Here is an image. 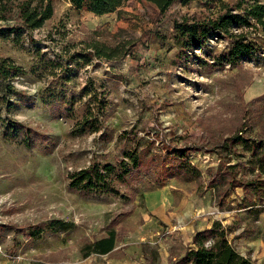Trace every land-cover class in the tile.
Segmentation results:
<instances>
[{"label": "rangeland", "instance_id": "rangeland-1", "mask_svg": "<svg viewBox=\"0 0 264 264\" xmlns=\"http://www.w3.org/2000/svg\"><path fill=\"white\" fill-rule=\"evenodd\" d=\"M52 6L51 18L32 32L33 42L25 37L18 46L0 41V56L28 69L34 47L52 57L60 47L84 40L96 29L109 40L120 30L127 31L137 43L123 60L99 61L82 69L75 85L91 77L109 92L104 115L108 141L100 138L102 133L71 136V123L53 118L41 105L42 84L36 78L26 75L12 82L17 92L0 107V116L47 134L52 145L48 153L27 148L4 139L0 129V225L6 227L0 235V264H171L196 231L216 221L227 226L229 240L240 251V230L229 224L240 189L221 205L215 190H203L196 181L175 180L163 187L140 185L131 201L107 196L83 199L66 190V174L86 167L93 157L114 163L122 148L129 147L128 139L116 141L124 132L143 137L140 144L154 141L157 154L161 143L170 147V153L195 147L198 151L190 152L188 159L202 176L217 167L219 145L241 126L251 129L245 136L264 140V100L252 102L264 95V55L257 53L238 69L185 71L175 58L172 22L209 15L196 4H175L162 13L150 0H130L118 12L100 17L75 11L67 0H52ZM210 44L216 52L225 45L216 38ZM239 214L246 218L240 229L264 233V226L254 222V212ZM51 221L72 228L55 233L48 228ZM26 225L46 226L39 236L26 238L17 230ZM112 230L116 235L112 253L83 257L85 245ZM249 256L257 263L263 260L253 251Z\"/></svg>", "mask_w": 264, "mask_h": 264}, {"label": "trees", "instance_id": "trees-1", "mask_svg": "<svg viewBox=\"0 0 264 264\" xmlns=\"http://www.w3.org/2000/svg\"><path fill=\"white\" fill-rule=\"evenodd\" d=\"M67 1L77 12L100 17L118 12L130 0ZM150 2L162 13L175 4L180 7L196 4L208 12L209 15L201 19L183 17L181 21L172 22V39L177 47L175 58L185 71L209 74L224 66L238 69L245 62L252 61L257 53L264 55V0H237L233 4L227 0ZM52 14V0H0V21L3 23L0 26V41L18 46L23 45L25 37L28 42H33L32 32L41 28ZM214 38L225 44L222 51L212 49L210 43ZM136 43V38L127 31L120 30L109 40L96 29L89 32L84 40L60 47L52 57L34 47L28 69L8 57L0 56V107L6 105L17 92L12 82L18 77L31 75L42 84L38 93L41 105L53 118L71 123V136L102 133L100 138L108 141L104 115L110 105L109 92L91 77H86L77 87L75 85L82 69L99 61L110 63L123 60L132 53ZM197 51L202 54L197 55ZM263 100L264 95L252 102ZM261 113L264 115V105ZM0 129L4 139L17 140L27 148L37 147L48 153L52 145L47 134L17 120L0 116ZM246 130L251 129L241 126L224 139L219 145V164L214 169H206L204 176L188 159L190 152L198 151L195 147L170 153V147L161 143V147H157L161 152L157 154L154 141L145 139L144 144H140L143 137L124 132L116 141L128 139L129 147L122 148L114 163L91 158L86 167L66 174L65 188L83 199L107 196L131 201L140 185L152 188L163 187L169 180L196 181L203 190L216 191V198L221 201L219 205L240 189L242 195L236 199L235 209L254 211L256 216V212L264 210V140L245 136ZM230 159L234 163L230 164ZM45 226L26 225L17 230L22 236L32 238L39 236ZM5 228V225H0V235ZM48 228L55 233L66 232L72 225L51 221ZM115 236L112 230L105 238L85 245L82 256L112 253ZM171 264L255 263L236 250L228 238L227 226L216 221L210 227L196 231L184 253Z\"/></svg>", "mask_w": 264, "mask_h": 264}, {"label": "crops", "instance_id": "crops-1", "mask_svg": "<svg viewBox=\"0 0 264 264\" xmlns=\"http://www.w3.org/2000/svg\"><path fill=\"white\" fill-rule=\"evenodd\" d=\"M236 193L238 194V192H236ZM241 211H246V210L245 209H240V210H237V209L234 210L233 209V210L229 211L231 214L229 224H232V226L236 227L237 230L238 229L240 230V232L237 234V236L240 235V237L238 238V241H239L238 246L240 247V251L238 250L239 248H236V247L235 248L240 254H242L244 256H249V252H252V251H253V254L255 252L258 253L259 255H261V258L263 259L259 263L264 264V233L259 232L258 234L255 233L252 235L250 233L249 234L247 233L245 227L240 229L242 222L246 219V218L243 219V217H240L239 213H241ZM249 212L252 213L254 211H249ZM256 214H257V219L254 220V222L259 223L260 226L263 227L264 226V211L263 210L258 211V212H256ZM114 250H115V248H114ZM250 259H251V257H250ZM251 260L255 264H259V263L255 262V259L252 258Z\"/></svg>", "mask_w": 264, "mask_h": 264}]
</instances>
